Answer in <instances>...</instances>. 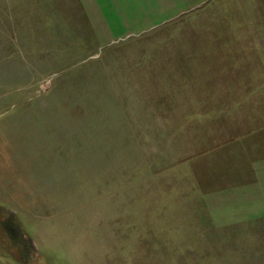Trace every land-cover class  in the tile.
Here are the masks:
<instances>
[{
  "label": "rangeland",
  "instance_id": "obj_1",
  "mask_svg": "<svg viewBox=\"0 0 264 264\" xmlns=\"http://www.w3.org/2000/svg\"><path fill=\"white\" fill-rule=\"evenodd\" d=\"M0 264H264V0H0Z\"/></svg>",
  "mask_w": 264,
  "mask_h": 264
},
{
  "label": "water",
  "instance_id": "obj_2",
  "mask_svg": "<svg viewBox=\"0 0 264 264\" xmlns=\"http://www.w3.org/2000/svg\"><path fill=\"white\" fill-rule=\"evenodd\" d=\"M32 246H33V244H32Z\"/></svg>",
  "mask_w": 264,
  "mask_h": 264
}]
</instances>
